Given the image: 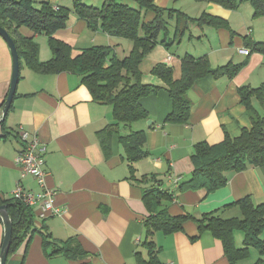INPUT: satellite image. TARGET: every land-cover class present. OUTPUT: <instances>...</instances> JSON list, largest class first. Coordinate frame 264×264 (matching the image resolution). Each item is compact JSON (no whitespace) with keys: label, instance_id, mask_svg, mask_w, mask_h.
I'll return each instance as SVG.
<instances>
[{"label":"crops","instance_id":"0c3cea01","mask_svg":"<svg viewBox=\"0 0 264 264\" xmlns=\"http://www.w3.org/2000/svg\"><path fill=\"white\" fill-rule=\"evenodd\" d=\"M33 1L39 6L45 0ZM47 1L71 9L67 25L55 35L69 42L75 51L111 46L120 59L131 53L132 40L90 28L73 11V0ZM155 3L167 9V31L160 34L158 43L142 60L140 70L142 82L161 88L141 99L149 117L131 127L116 124L112 105L94 99L80 74L45 71L34 61L21 58L15 95L0 124V203L13 197L12 191L18 184L33 192L41 189L32 175L21 177L14 162L25 145L19 134L23 128L37 135L47 147L46 182L56 189L57 204L65 212L41 217L39 208L31 206L32 231L8 254L6 264H231L222 241L209 231L200 232L194 219L184 222L182 231L171 234L156 231L148 235L144 221L150 212L143 195L147 188H164L173 194L168 206L171 215L185 213L197 219L209 212L222 218H242L234 203L246 196L255 204L264 202V167L260 166L249 165L242 171L229 173L226 185L209 194L205 190L180 191L179 184L174 183L175 178H180L179 183L190 179L197 142L217 144L226 134L237 137L243 128H251L252 120L241 102L239 87H264V51L247 45V39L264 42V36H259L254 9L250 13L241 5L231 10L206 0H155ZM204 15L225 19L229 27L200 21ZM154 16V12L148 11L145 22ZM19 32L38 43L39 61L52 58L46 33H36L25 25ZM163 39L169 46L161 42ZM244 48L250 50L249 54L241 51ZM186 56L205 57L212 68L228 63L244 65L233 76L210 74L198 79L188 91L191 103L188 122H165L173 110V102L165 79L154 69L157 65L171 67L173 79L178 80ZM12 74V54L0 36V109ZM252 100L256 110L263 114L264 100L261 102L257 97ZM112 127L116 130L109 132ZM104 129L108 132L100 137ZM130 129L145 130L147 134L144 149L148 154L134 162L128 159L119 138ZM152 175L156 176L155 181L149 180ZM48 232L59 243L75 238L85 252L70 258L63 252L53 253L55 246L46 251L43 234ZM3 240L0 217V251Z\"/></svg>","mask_w":264,"mask_h":264},{"label":"trees","instance_id":"16d2710c","mask_svg":"<svg viewBox=\"0 0 264 264\" xmlns=\"http://www.w3.org/2000/svg\"><path fill=\"white\" fill-rule=\"evenodd\" d=\"M206 1L231 10L239 8L243 1H247L253 6L254 17L264 16V0ZM72 9L80 18L86 20L90 28H99L111 36L132 40L134 46L131 53L120 59L111 46H91L75 51L69 42L55 35L59 28L68 23L71 9L66 6L54 5L47 0L42 1L39 6H35L33 0H0V25L8 30L15 41L20 66L21 58L24 57L34 61L39 69L45 71L80 74L94 99L112 105L116 124L124 123L131 127L135 122L148 119L149 113L142 105L141 99L155 94L161 87L141 81L140 64L158 43L160 34L167 31V9L159 7L155 0H104L102 6L73 0ZM148 11L154 12L155 16L145 22V14ZM201 20L216 27H229V22L220 17L204 15ZM23 25L36 33L48 35L53 53L51 59L44 62L38 60L39 45L34 38L19 32ZM161 42L169 46L165 39ZM247 45L254 50L264 51V42L249 38ZM243 65L244 63H228L212 68L205 57L186 56L182 60V77L178 80L173 79L171 67L157 65L154 72L165 79L166 90L173 102V110L166 116L165 122H188L191 109L188 91L198 79L210 74L216 77L222 74L233 76ZM239 94L252 120L251 128H243L237 137L226 134L225 139L217 144L197 142L192 153L193 173L190 179L179 183L180 191L205 190V194H209L226 185L229 173L242 171L249 165L264 167V113L260 114L256 110L252 100L257 97L263 102L264 87L253 88L244 85L239 87ZM115 130L116 127H112L109 132ZM105 131H100V137L104 136ZM146 135L145 130L132 129L127 134L119 135L130 162L147 156L148 153L144 149ZM149 180L155 181L156 176L152 175ZM143 200L150 212L144 221L148 235L156 231L167 234L182 231L184 222L194 219L200 232L209 231L222 241L231 264H236L250 254V247L256 248L260 253L257 264H264V202L255 204L251 197L246 196L234 203L239 207L242 218H222L216 212H209L197 219L185 213L171 215L168 206L173 201V194L159 186L147 188ZM0 204L7 205L13 221L10 254L32 231L34 213L30 205L14 197L4 199ZM237 231L243 233V247L236 245ZM43 235L46 251L55 246L53 253L63 252L70 258L85 252L75 238L59 243L49 232ZM149 244L152 245V242ZM153 259H156V256Z\"/></svg>","mask_w":264,"mask_h":264},{"label":"built area","instance_id":"2783aa9c","mask_svg":"<svg viewBox=\"0 0 264 264\" xmlns=\"http://www.w3.org/2000/svg\"><path fill=\"white\" fill-rule=\"evenodd\" d=\"M245 54H249V49H241ZM20 138L25 144L16 154L15 164L19 167L21 177L32 175L38 185L41 187L39 192L27 190L23 185L18 184L12 191V196L23 201L30 206H36L39 209L41 217L61 215L65 209L57 204V192L53 187L48 186L46 182L47 170L45 155L47 147L42 144L37 135L20 128ZM180 178H175L174 183L179 184Z\"/></svg>","mask_w":264,"mask_h":264},{"label":"water","instance_id":"95a60500","mask_svg":"<svg viewBox=\"0 0 264 264\" xmlns=\"http://www.w3.org/2000/svg\"><path fill=\"white\" fill-rule=\"evenodd\" d=\"M0 36L7 42L13 60V74H12L11 85L7 97L2 105V109H0V124H1L5 120V117L11 106L17 88V84L20 76V57L14 39L12 38L8 30L1 25H0ZM0 217L4 225V240L0 251V264H6L11 241H12V232H13V221L12 218L10 217V214L8 212V207L6 204H0Z\"/></svg>","mask_w":264,"mask_h":264},{"label":"rangeland","instance_id":"374dc122","mask_svg":"<svg viewBox=\"0 0 264 264\" xmlns=\"http://www.w3.org/2000/svg\"><path fill=\"white\" fill-rule=\"evenodd\" d=\"M103 1L104 0H83V2H86L88 5H94V6H102ZM244 7H245V9H248V11L250 13H251V11L253 12V7L251 6V4L249 2L244 1L243 4H241V8L244 9ZM262 17H264V16L256 18L257 20L255 19L256 21H258V24H257L258 29L257 30L261 31V33L259 34V36H261V37L264 36V18H262ZM259 31H257V32H259ZM262 31H263V33H262ZM235 239H236V245L238 247L244 246V244H243L244 236H243V233L241 231L236 232ZM249 249H250L251 254H248L244 258L245 261L243 259L240 260V261H243V262H241V264H257V261L260 258L259 251L254 247H250Z\"/></svg>","mask_w":264,"mask_h":264}]
</instances>
